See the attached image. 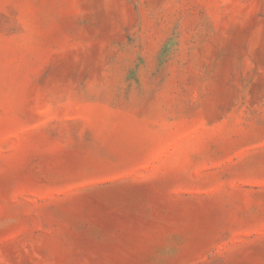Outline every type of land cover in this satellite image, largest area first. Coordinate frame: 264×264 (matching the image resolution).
Returning a JSON list of instances; mask_svg holds the SVG:
<instances>
[{
  "label": "rangeland",
  "instance_id": "1",
  "mask_svg": "<svg viewBox=\"0 0 264 264\" xmlns=\"http://www.w3.org/2000/svg\"><path fill=\"white\" fill-rule=\"evenodd\" d=\"M0 264H264V0H0Z\"/></svg>",
  "mask_w": 264,
  "mask_h": 264
}]
</instances>
